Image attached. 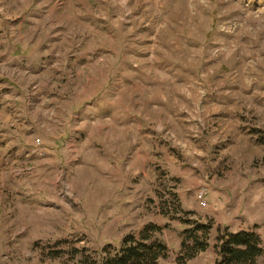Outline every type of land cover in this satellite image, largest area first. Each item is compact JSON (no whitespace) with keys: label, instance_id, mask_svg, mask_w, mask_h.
Segmentation results:
<instances>
[{"label":"rangeland","instance_id":"obj_1","mask_svg":"<svg viewBox=\"0 0 264 264\" xmlns=\"http://www.w3.org/2000/svg\"><path fill=\"white\" fill-rule=\"evenodd\" d=\"M4 19L31 53L0 115L57 122L0 142V264H70L148 224L176 264L173 203L213 226L188 264L215 263L218 229L264 241V0H0Z\"/></svg>","mask_w":264,"mask_h":264},{"label":"trees","instance_id":"obj_2","mask_svg":"<svg viewBox=\"0 0 264 264\" xmlns=\"http://www.w3.org/2000/svg\"><path fill=\"white\" fill-rule=\"evenodd\" d=\"M173 204V212L181 215L178 219L183 226L175 263L188 264L209 247L213 226L210 222H202L196 217L193 220L185 219L194 217L195 213L181 210L177 212L178 205ZM256 228L257 226L250 231L234 233L227 228L218 229L214 245V264H258V260L264 255V241L256 233ZM161 234L162 228L148 224L137 235H125L117 248L106 245L95 252L74 251L70 264H160L168 256V249L160 240ZM58 258L60 256L55 255L53 260Z\"/></svg>","mask_w":264,"mask_h":264},{"label":"crops","instance_id":"obj_3","mask_svg":"<svg viewBox=\"0 0 264 264\" xmlns=\"http://www.w3.org/2000/svg\"><path fill=\"white\" fill-rule=\"evenodd\" d=\"M9 17L10 16L7 15L5 18L7 19ZM3 22L5 23L0 28V33L5 37V44L3 45V50H0V77L7 79L8 85H13L10 82L20 78L16 69L17 65L23 59V52L31 53V49H29L31 46L25 43L23 44L20 41L14 42L13 36L18 33L16 27H12L5 19ZM18 52L21 53L17 54ZM9 93L12 94L11 89H9ZM10 101L11 100H9L6 105L8 106L13 103L15 106L16 101ZM25 112L24 109H19L13 112L7 110V112L1 113V145L6 147L33 145V141L31 142V134H39L43 138L48 139L56 132L55 125L57 119L55 114L49 115L47 111H45L44 115L38 116L32 113V111Z\"/></svg>","mask_w":264,"mask_h":264},{"label":"built area","instance_id":"obj_4","mask_svg":"<svg viewBox=\"0 0 264 264\" xmlns=\"http://www.w3.org/2000/svg\"><path fill=\"white\" fill-rule=\"evenodd\" d=\"M38 144H39V142L35 141V145H38ZM206 194H207L206 189L203 188V189L199 190V200H200L199 205H200L201 208L206 206V202H205Z\"/></svg>","mask_w":264,"mask_h":264}]
</instances>
